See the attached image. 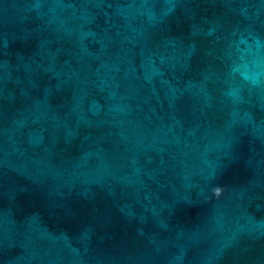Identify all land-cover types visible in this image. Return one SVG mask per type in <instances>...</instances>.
<instances>
[{"label":"water","instance_id":"1","mask_svg":"<svg viewBox=\"0 0 264 264\" xmlns=\"http://www.w3.org/2000/svg\"><path fill=\"white\" fill-rule=\"evenodd\" d=\"M0 264H264V0H0Z\"/></svg>","mask_w":264,"mask_h":264}]
</instances>
